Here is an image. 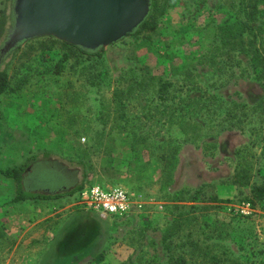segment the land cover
Wrapping results in <instances>:
<instances>
[{
	"label": "rangeland",
	"instance_id": "rangeland-1",
	"mask_svg": "<svg viewBox=\"0 0 264 264\" xmlns=\"http://www.w3.org/2000/svg\"><path fill=\"white\" fill-rule=\"evenodd\" d=\"M156 2L149 28L102 57L42 36L6 58L0 264H264V198L253 194L264 186V0ZM234 16L237 39L219 31ZM45 155L85 186L141 195L142 208L100 216L75 194L9 223L1 208L16 183L2 170Z\"/></svg>",
	"mask_w": 264,
	"mask_h": 264
},
{
	"label": "water",
	"instance_id": "water-1",
	"mask_svg": "<svg viewBox=\"0 0 264 264\" xmlns=\"http://www.w3.org/2000/svg\"><path fill=\"white\" fill-rule=\"evenodd\" d=\"M150 10V0H16L14 27L0 52L42 36L90 50L106 48L131 34Z\"/></svg>",
	"mask_w": 264,
	"mask_h": 264
},
{
	"label": "trees",
	"instance_id": "trees-1",
	"mask_svg": "<svg viewBox=\"0 0 264 264\" xmlns=\"http://www.w3.org/2000/svg\"><path fill=\"white\" fill-rule=\"evenodd\" d=\"M15 1L16 0H12L11 2L9 14L6 9L1 10L0 32L7 30L8 33H10L14 27L16 18V13L14 11ZM150 1L151 10L149 15L144 20V22L131 34H135L142 29L149 28L151 23L150 17L152 15L151 11L157 3L156 0ZM236 18L237 17L235 16L234 20L230 18L225 24L223 23L224 25L219 27V31L221 30L224 36L237 39L238 36L243 33L241 30L240 34H236ZM23 42L18 44L17 47L6 54H1L0 52V95L5 91L12 90L5 60L8 56L13 54ZM63 42L67 46L72 47L80 53L86 55L88 58L94 56L102 57L105 52V48L103 47L90 50L80 46L72 45L65 41ZM67 59L68 57L64 56L59 60L57 63L58 72L62 71L64 68V63ZM2 173L6 178L14 180L16 183L15 193L9 200V203L25 201L28 199H55L63 196H73L82 190L86 185L84 181L78 183L75 172L73 174V172H71L63 162L61 163L57 158L50 157V155H45L43 158H39V156H33L29 163H23L17 167H8L2 170ZM253 194L259 199L264 198V186L260 185L254 187ZM165 249L168 251V254H170V251L172 250V243L169 233H167L165 236ZM180 258L181 257H179V259ZM172 259L173 257H171V260ZM182 262H185V259H182Z\"/></svg>",
	"mask_w": 264,
	"mask_h": 264
},
{
	"label": "built area",
	"instance_id": "built-area-1",
	"mask_svg": "<svg viewBox=\"0 0 264 264\" xmlns=\"http://www.w3.org/2000/svg\"><path fill=\"white\" fill-rule=\"evenodd\" d=\"M77 205L100 216L122 217L142 208L141 195L123 186H85L77 194Z\"/></svg>",
	"mask_w": 264,
	"mask_h": 264
},
{
	"label": "crops",
	"instance_id": "crops-1",
	"mask_svg": "<svg viewBox=\"0 0 264 264\" xmlns=\"http://www.w3.org/2000/svg\"><path fill=\"white\" fill-rule=\"evenodd\" d=\"M38 200V201H36ZM53 203L60 200V198L50 199ZM45 201L42 199H29L14 203H8L1 209L3 218L9 223L16 221L18 223H26L29 219L37 217L40 214L42 205L40 202ZM14 204V206H12Z\"/></svg>",
	"mask_w": 264,
	"mask_h": 264
}]
</instances>
